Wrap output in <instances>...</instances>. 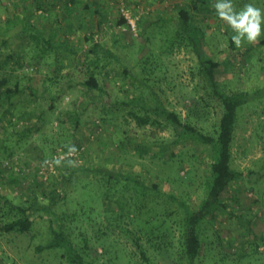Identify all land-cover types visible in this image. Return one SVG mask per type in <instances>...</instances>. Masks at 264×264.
I'll return each mask as SVG.
<instances>
[{"label": "rangeland", "instance_id": "rangeland-1", "mask_svg": "<svg viewBox=\"0 0 264 264\" xmlns=\"http://www.w3.org/2000/svg\"><path fill=\"white\" fill-rule=\"evenodd\" d=\"M121 1L139 19L136 34L117 24ZM187 2L0 0V90L14 89L16 84L22 90L13 97V106L0 96V160L15 167L37 165L58 148L81 144L82 160L88 165L134 174L140 178L136 187L141 192L167 190L176 199L198 204L209 176V150L193 142L168 145L172 128L162 119L149 114L157 122L140 127L133 116L147 115L133 102L139 94L148 106L157 101L152 92L158 94L182 117L184 106L197 94L196 81L190 76L196 65L194 54L169 47L162 34L154 33L161 25L157 18L171 16ZM214 3L195 12L194 18L206 30L204 50L220 63L218 80L235 90L259 88L261 97L237 109L231 167L241 171L242 177L221 196L226 213L202 223L205 248L196 264H264V34L256 44L233 49L228 39L232 31L216 16ZM232 3L237 11L251 3L264 12V0ZM88 36H92L90 46L99 40L109 51L101 48L88 53ZM92 71L100 89L90 90L83 84ZM75 114L77 122L72 119ZM214 123L213 117L204 122L208 130ZM27 128L30 133L22 135ZM56 169L60 175L61 167ZM9 172L0 175V264H71L61 248L38 250L52 237L51 228L63 230L86 264H173L178 257L179 230L173 221L177 201L152 197L145 203L150 214L136 216L135 191L130 185L104 183L99 175L85 171L75 172L66 183L67 197L51 202L53 213L29 209L32 224L27 232L5 231L3 225L17 216L16 208L28 209L34 196L43 202L51 199L56 180ZM151 214L156 220L150 219ZM155 224L172 246V260H165L153 246L162 242Z\"/></svg>", "mask_w": 264, "mask_h": 264}, {"label": "trees", "instance_id": "trees-1", "mask_svg": "<svg viewBox=\"0 0 264 264\" xmlns=\"http://www.w3.org/2000/svg\"><path fill=\"white\" fill-rule=\"evenodd\" d=\"M211 1L214 0H188L185 5L178 6L171 16H163L162 18L156 19V23L160 22L157 24L161 25H158V30L154 31L155 35L158 34V36H160L162 34L164 36L162 40H164L166 45L169 47L177 46L178 48L191 51L196 57V65L190 70V76L192 80L196 81L194 89L198 91L197 94L192 97L190 103L184 106V117L170 110L166 102L163 101L162 98H159L158 94L154 92H152V95L157 97V101L152 106L145 104L146 102L141 94L133 100L134 103L143 107V110L147 114L143 117L133 114L138 126L141 127L156 123L157 121L148 117L149 114H153L162 119L164 125H169L172 128L173 138L169 141L168 145L193 142L205 146L209 150L211 158L208 165L209 176L203 182L204 193L200 197L201 199L198 204L193 206L184 200L176 199V196L167 190H164L163 193H152L149 191V188H147L144 192H141L139 188L136 187L140 178L134 176V174H124L120 171L111 172L107 169H102L101 166L88 165V163L83 162V160L81 164L73 163V165H69L68 162H63L59 165V167H61L60 175L56 174L52 176L56 180L53 181V188H51V199L46 198L43 202L39 200L37 196H34L28 209H23L22 206L18 208L15 207L18 210L17 216L6 220L3 225L5 231L27 232L32 224L27 215L29 209L53 213L51 211V202H55L56 198L60 199L59 196L62 198H64V196L67 197V194L70 192L67 191L66 183L71 180L75 172L85 171L92 175H99L104 183L113 180L118 185L120 183H123L126 187L130 185L135 191L137 202L135 210L136 216H147L150 214L151 208L149 207V210H147V208H145V203H147V201L150 203L152 197H158L159 199L165 196L171 202L177 201L178 214L173 221H175V225L179 230L178 239L180 247L178 257L173 259L172 246L166 243L165 235L159 234L161 230L159 224H155L153 229H156L158 238H161L162 242H155L153 246L165 260L169 261L173 259V264H196V261L202 258L205 243L201 237V225L206 219L213 218L217 213H226L221 196L230 183L242 177L241 171L231 167V147L238 121L237 109L261 97L259 88L253 90H235L218 80L217 72L220 63L212 59L204 50L203 44L206 30L203 26L198 24L194 18V13L202 11L205 5ZM66 2L67 1L64 0V3ZM65 5L67 8V4ZM39 7L46 10L42 5ZM9 17L12 18L11 16ZM151 23L150 27H155L151 25ZM117 24L119 27L126 26V21L120 14L117 18ZM147 28L148 26L146 29ZM24 29L25 28L21 30L22 33H25ZM126 31L129 32L128 30ZM233 34V32L229 34L228 39L230 46L235 49L236 46L231 40ZM149 36V34L146 36L148 43L150 42ZM91 37L92 36L86 37L87 43ZM100 43L102 42L99 40L95 42L93 46H90L88 43L90 46L88 53H94L97 49L103 48V45ZM46 44H49L48 41H46ZM103 49H105L104 51L106 52L109 51L106 48ZM96 62L97 61L93 63L96 64ZM83 84L90 90L100 89L99 81L93 71L90 72ZM21 91L22 90L16 84L14 89L8 87L2 92L0 90V96L4 95L6 101L12 105L13 97L20 95ZM211 117L216 118V123L211 126L213 127L212 130H208L204 122ZM72 119L77 122V115L75 114ZM158 123H160V121H158ZM29 133L30 129L28 128L21 132L24 136ZM75 146L78 147L77 145ZM62 149L67 150L68 148L63 147ZM83 155L85 154H82V158ZM166 161L167 160H164V163ZM189 174L190 170L186 172L184 178H188ZM57 184L64 186L62 190L57 189ZM42 193L45 194L44 191ZM152 199L154 200V198ZM227 214L229 215L230 212ZM156 217L155 214L150 215L152 221L156 220ZM51 233L52 237L44 246L39 247L38 250L61 248L64 253L67 254L69 263L86 264L79 251L72 245L68 236L61 228L57 230L51 228ZM151 234L153 237L156 236L154 231ZM137 240L138 238L134 239L142 257L149 263V259Z\"/></svg>", "mask_w": 264, "mask_h": 264}, {"label": "clouds", "instance_id": "clouds-1", "mask_svg": "<svg viewBox=\"0 0 264 264\" xmlns=\"http://www.w3.org/2000/svg\"><path fill=\"white\" fill-rule=\"evenodd\" d=\"M216 16L234 33L231 36L232 42L237 48L244 43L256 44L262 34H264V12L259 7L251 3L245 4L237 11L232 0H215L212 5ZM77 152L75 145L68 146V155L72 156ZM48 164V161L44 162ZM74 161L69 159L68 164L73 165ZM54 164L59 166L61 159L54 160Z\"/></svg>", "mask_w": 264, "mask_h": 264}, {"label": "built area", "instance_id": "built-area-1", "mask_svg": "<svg viewBox=\"0 0 264 264\" xmlns=\"http://www.w3.org/2000/svg\"><path fill=\"white\" fill-rule=\"evenodd\" d=\"M119 14L126 21V26L122 27L123 30H128L132 34H136L138 30L139 19L132 13L130 8L123 1H121L119 5ZM76 148L77 152L72 156L68 155V149L63 150L62 148H58L53 153L51 158L45 159L42 162H39L37 165L29 164L28 166L24 167H15L14 164H12V162H9L8 160H0V175L4 176V173H2V171H10L9 173H13L16 176H23L24 174H35L40 179H47L48 177H52L59 173V171L56 169V165L54 164V160L57 158L61 159V163L68 162V160L71 159L74 161V163L81 164L82 154L84 153V146L80 144ZM45 161H48L49 163L45 164ZM14 193L17 194L16 188Z\"/></svg>", "mask_w": 264, "mask_h": 264}, {"label": "crops", "instance_id": "crops-1", "mask_svg": "<svg viewBox=\"0 0 264 264\" xmlns=\"http://www.w3.org/2000/svg\"><path fill=\"white\" fill-rule=\"evenodd\" d=\"M66 1H68V0H66ZM69 1H70V0H69ZM95 7H96V6H95ZM98 8H99V7H98ZM96 10H97V8L94 10V12H95ZM91 12H92V11H91ZM93 17H95V15H93ZM101 18H102V17H101ZM101 18H100V19H101ZM100 19L97 21L98 23H100V21H101ZM9 21H10V20H9ZM18 23H19V22H18ZM26 23H27V22H26ZM66 26H67V25H66ZM18 34H19V32H18ZM12 35H13V34H12ZM14 35H17V32H15ZM85 39H86V38H85ZM47 41H50V40H47ZM84 41H85V40H84ZM95 41L98 42L97 40H95Z\"/></svg>", "mask_w": 264, "mask_h": 264}]
</instances>
